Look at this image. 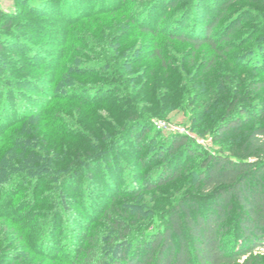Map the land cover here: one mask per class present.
<instances>
[{
    "label": "rangeland",
    "instance_id": "rangeland-1",
    "mask_svg": "<svg viewBox=\"0 0 264 264\" xmlns=\"http://www.w3.org/2000/svg\"><path fill=\"white\" fill-rule=\"evenodd\" d=\"M166 1L169 0H0L3 12L0 16V37L6 31L12 35H9V39L17 38L14 41L16 47L6 46L0 53V79L11 87L13 96L7 102V108L12 109L9 108L7 112L14 110L0 122V264H10V256L14 258L23 251L15 234V218L26 221L35 234L41 235V241L46 237L43 245H37L40 254L46 259L64 260L66 263L81 259L91 236L99 237L105 244L103 237L109 226L103 220L104 213L114 206L123 211H131L133 207L134 211L138 205L142 209L143 218L139 221L143 226L135 225V231L155 232L166 223L168 214L162 212L167 209V205L193 191L190 176L199 162L198 156L189 157L185 154L177 158L176 154H168L170 139L177 135L187 136L204 154L224 148L225 142L213 134L214 126L203 127L201 123L198 127V121L193 122L191 119L207 99L194 92L193 104L185 108L179 104L178 108L163 116L141 122L113 145L109 153L93 161L75 178L58 183L59 178L43 168L41 174L36 168L28 171L27 175L20 174L18 165L22 164L15 163L16 155L35 148L45 152V155H58L69 145L75 147V141H70L64 135L67 132L76 134L80 130L76 127L82 114L78 119L72 116L81 109L75 97L92 102L93 99L114 95L112 92L96 91L100 83L110 85L111 82L103 77L113 74L106 75L105 71H99L96 56L92 55H95L93 45L116 44L129 32L127 15L114 17L104 12L111 6L125 4L129 11H139V16H142L140 20L166 30L178 26L181 20L186 30L188 27L190 30L192 27L200 30L215 22L211 37L219 45L222 44L221 37L230 31L227 38L233 48L227 51L229 58L234 62L256 66L258 76L264 74V0H233L226 8L220 7V0H176L178 6L167 10ZM198 3H201V12L197 13ZM205 14H209L206 22ZM5 20L11 24L4 26ZM149 38L150 35L142 33L136 35L137 42L130 55L124 58L123 66L149 74L150 68L146 66L155 64L149 56ZM125 43L126 48L131 47L132 37ZM121 46L123 49L124 45ZM168 49L176 57L174 65L177 62H185L183 65H186L191 53L195 55L193 58L198 67L191 81L196 83L199 79L195 77L203 73L205 62L213 55V51L207 47L192 52L174 44ZM202 61L204 63L201 65ZM96 68L102 74L101 78L95 80L90 75L86 76L91 69ZM59 77L64 87L69 85V89L70 85L82 86L59 93L57 89L63 87V84L56 86ZM166 90L163 89L158 95L162 96L163 93L165 98L174 95L170 89V92ZM136 93L145 96L142 103L148 102L147 90L140 83L136 84ZM58 95L69 96L59 100L56 99ZM159 96L158 99L164 98ZM4 100L0 89V111L5 107ZM254 105H259V102ZM46 111H49V116L45 115ZM45 117L65 119L72 124V129H61L60 132L51 129ZM205 129L210 130L204 132ZM69 161L71 159L65 158L62 163ZM166 161L173 170L179 169L180 177L163 185L152 184L153 189H148V182L156 183L154 178ZM61 191L66 195L65 205L57 203ZM52 221L53 226L44 235L47 225ZM149 221L151 224L147 226ZM136 232L135 236H138ZM26 238L29 239V236L26 235ZM263 252L264 248L255 250V253ZM31 254L24 253V257Z\"/></svg>",
    "mask_w": 264,
    "mask_h": 264
},
{
    "label": "trees",
    "instance_id": "trees-1",
    "mask_svg": "<svg viewBox=\"0 0 264 264\" xmlns=\"http://www.w3.org/2000/svg\"><path fill=\"white\" fill-rule=\"evenodd\" d=\"M232 1L220 0V7L226 8ZM200 4L196 6L197 13L201 12ZM118 6H111L104 12L114 17L127 15V19L129 18V32L119 40L124 48L121 49L123 46L119 45V42L96 44L92 47L98 70L105 71L106 75L113 74L111 77H103L111 82L110 85L100 83L96 91L112 92L114 95L93 99L92 102L83 97H75L81 109L72 116L78 119L82 114L76 127L82 131L64 134L70 141H75V147L71 148L69 145L70 148L67 146L66 150L58 155H45V152L37 148L22 152L24 154L19 153L15 157V163L22 164L18 165L20 174L27 175L32 168L38 169L40 173L43 168L59 178L58 183L75 178L93 161L109 153L113 145L141 122L163 116L178 108L179 104H182L181 108L193 104L194 92L207 99L191 119L193 122L198 121V127L201 123L203 127L214 126L213 134L225 142V146L222 150L204 154L187 136L177 135L170 139L168 154H176L177 158L185 154L189 157L198 156L199 162L190 176L193 191L167 205V209L162 212L168 214L166 223L155 232L135 231V225L141 224L139 219L143 218L142 209L138 205L134 211L133 207L131 211H123L114 206L112 210L104 213L103 220L109 226L103 237L105 244L99 237L91 236L81 259L66 263L64 260L46 259V256L40 254L37 245L44 243L46 237L41 241V235L35 234V230H31L32 227L26 221L15 218V234L23 251L17 253L14 258L10 256V264H74L76 261L75 264H264V252L255 253L256 249L264 248V74L258 76L256 66L234 62L229 58L227 51L233 48L232 42L227 38L230 31L221 37L222 44L219 45L211 37L215 22L203 26L200 30L198 27H192V30L188 27L189 30H186L185 23L181 20L178 26L166 30L159 25L140 20L142 16H139V11H129L125 4ZM177 6L176 0L166 1V10ZM1 15L3 12L0 9ZM208 16L209 14H205V22L209 19ZM8 20H5L4 26L11 24ZM238 24L237 22V28ZM5 32L2 38L0 37V53H3L6 46L16 47L14 41L17 38L9 39L11 33ZM139 33L151 36L148 43L149 56L155 64L146 66L150 68L148 75L140 69L134 71L122 65L124 58L130 55L134 43L137 42L135 38ZM130 37L133 44L126 48L125 42ZM174 44L192 52L205 47L213 51V55L205 62L203 73L195 77L199 79L197 83L191 81L198 67L194 62L195 55L191 53L188 57L191 60L189 62L187 58L189 63L186 60V65H183L185 62H177L178 64L174 65L176 57L172 50L168 49ZM203 63L204 61L201 65ZM97 68L91 69L86 76L90 75L95 80L101 78L102 74ZM124 81L127 84H123ZM137 83L147 90L148 102L142 103L145 96L137 95ZM61 84L63 87L59 86ZM77 85H70L69 89V85L64 87L61 77L56 81V86L60 87L57 89L59 93L71 91V87L75 90L82 86ZM0 89L5 98V107L0 111L2 123L14 110L7 112L9 108L12 109L7 108V102L13 97L11 87L0 79ZM163 89H168L166 92L170 89L174 95L165 98L166 95L161 93L162 96H159ZM68 96L58 95L56 99H66ZM158 96L164 98L158 99ZM73 98L71 100L74 101ZM255 102H259V105L255 106ZM48 113L49 111H46L45 115L49 116ZM45 119L51 129H57L58 132L61 129H72V124L65 119ZM249 126L252 127L248 129ZM209 130L205 129L204 132ZM81 135L83 136L80 137ZM140 140L139 138L138 141ZM63 144L65 145L64 142ZM65 158L71 161L62 163ZM177 169L173 170L166 161L154 178L156 183L148 182L147 188L153 189L155 184L163 185L180 177V171ZM47 172L45 173L48 174ZM57 203L67 204L63 191L58 195ZM53 223L52 221L47 225L44 235L49 232ZM149 224L151 221L147 226ZM135 232L138 236H135ZM29 250L32 254L24 257V253L30 254ZM243 257L245 259L241 262Z\"/></svg>",
    "mask_w": 264,
    "mask_h": 264
}]
</instances>
